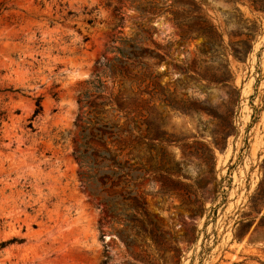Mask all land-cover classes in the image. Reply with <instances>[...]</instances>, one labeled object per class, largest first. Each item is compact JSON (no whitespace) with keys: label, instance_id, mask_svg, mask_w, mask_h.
<instances>
[{"label":"rangeland","instance_id":"rangeland-1","mask_svg":"<svg viewBox=\"0 0 264 264\" xmlns=\"http://www.w3.org/2000/svg\"><path fill=\"white\" fill-rule=\"evenodd\" d=\"M155 1L0 0V264H264V0ZM96 76L140 138L120 224L72 155Z\"/></svg>","mask_w":264,"mask_h":264},{"label":"trees","instance_id":"trees-1","mask_svg":"<svg viewBox=\"0 0 264 264\" xmlns=\"http://www.w3.org/2000/svg\"><path fill=\"white\" fill-rule=\"evenodd\" d=\"M141 0H133V3H139L135 8L140 13H153L157 4L155 0H149L140 5ZM131 49H139L136 43L130 44ZM120 52V49L113 48V51ZM111 51V52H113ZM106 67L112 76L122 75V71L115 73L114 69L107 67L106 64H98ZM87 90L77 95V104L79 110H84L77 118L74 126L77 129L72 138V155L79 167V181L86 195L96 202L97 206L107 217L120 218L122 223L126 219H136L140 208L145 205L143 199L136 193L126 194L122 186L124 180V167L126 161H122L121 154L124 148L125 140L139 141V136L132 133L131 129L125 130L118 124V121L107 119L105 106H111L116 103V110L123 111V105L119 103V97L110 93L106 96V91L96 76V80L86 83ZM97 99H105L101 103H96ZM41 113L40 99L35 102V110L31 120ZM134 123V121H131ZM31 128V124L28 125ZM131 175L132 181L137 180L136 171ZM128 195V196H127ZM129 198V199H128ZM131 210L134 214L126 215L124 210ZM126 225V223H124ZM15 242V241H13ZM10 242L1 243L0 250L9 245Z\"/></svg>","mask_w":264,"mask_h":264}]
</instances>
